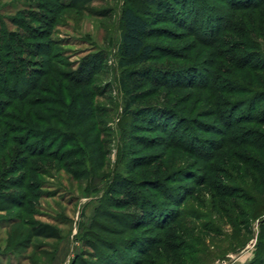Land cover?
Returning a JSON list of instances; mask_svg holds the SVG:
<instances>
[{"label":"rangeland","instance_id":"1","mask_svg":"<svg viewBox=\"0 0 264 264\" xmlns=\"http://www.w3.org/2000/svg\"><path fill=\"white\" fill-rule=\"evenodd\" d=\"M23 1L0 0V13L25 4L39 22L25 21L51 36L44 54H25V93L0 101V147L11 141L0 173L30 159L27 179L19 168L0 177V191L24 193L0 208V264L97 254L81 239L96 217V236L124 239L126 264H264V71L255 68L264 64V4L242 12L231 0ZM130 4L150 19L154 52L129 66V111L119 44ZM163 119L181 123L178 145L160 131ZM21 215L35 226L12 224Z\"/></svg>","mask_w":264,"mask_h":264},{"label":"trees","instance_id":"2","mask_svg":"<svg viewBox=\"0 0 264 264\" xmlns=\"http://www.w3.org/2000/svg\"><path fill=\"white\" fill-rule=\"evenodd\" d=\"M21 1L24 2L23 0ZM236 1L239 0H231L230 3L231 7L236 8L237 6L236 10L238 9L241 10L242 12H246L249 10H257L262 4H264V0H242V1L240 0L242 2L241 4H237ZM55 2L62 8H72L75 6L73 4V1L61 2V0H55ZM51 3H53V1L46 0L45 2L39 3V5L30 6V7L45 8L46 6L49 7ZM23 8H25V4L17 9V11L14 13L15 15L8 17H4L0 13V101H2L3 103L13 98L14 96L12 95H14V93L16 98V95L20 87L24 90L25 93L28 80L30 79L33 81V77L31 78L30 77L31 75H29L30 70H32L31 69L32 67H30L29 60L25 57V54H29V55L34 54L35 52L33 50L34 48L37 49L39 48V50L36 52H38L39 54H44L45 52L43 51L46 48L45 44L47 40L49 41V37L51 36V32L43 31V30L39 31L36 27L28 24L29 22L25 21L24 15H27V17H29V20H32V22L33 21L39 22V20L35 18L36 17L35 14L33 13L27 14V11H25V9ZM122 20H123V32L119 44V53H120L119 64L123 70L120 77V84L122 90L129 97V101L126 102V109L130 111V109L136 106L137 95L133 92V87H132V78L135 73L129 66L133 63L144 62L151 59L154 52V47L151 43L147 41V37L152 27H151L150 19L144 13H142L134 5L130 4L125 7L122 15ZM10 25L15 26L17 29H10ZM231 25H233L232 21H231ZM242 34L246 35L247 32H242ZM47 54L50 55V52ZM255 68H257L256 71L258 70L264 71V64H262L261 66L257 65L255 66ZM58 86L60 90L66 91V88L63 84L60 83L58 84ZM163 122L164 123L162 124L160 131L168 134L170 138H172L171 139L172 143L174 145H178L179 141L177 139V133L180 130L181 123L177 122V124L173 125V122L170 119H163ZM171 125H173L172 129H170ZM10 143L11 141H7V142L4 141L3 146L0 147L1 148L0 159H4V161L7 159V157L6 155L3 154L6 153ZM18 143L20 146L23 145L22 141ZM34 152L31 154V156L36 154ZM15 158L16 159H14L15 161L14 164L15 163L19 164L17 167L19 168L17 170V173L23 171L22 176H25V179H27L28 176L26 175V169H27L28 161L30 159L29 160L22 159V163H21L19 162L20 159H17V157ZM15 170L12 171L11 169L8 168V165L5 164L4 173H0V177H2L3 174H6L7 175L6 179L10 180L11 177H9L8 175L9 173H11V171L12 173H14ZM154 188L157 189V187L155 186ZM32 189H34V187ZM35 190L38 189L36 188ZM132 190L129 191L132 192ZM37 194L36 196L35 194L33 196L37 197L38 196ZM19 196L23 197L24 193L20 195L16 192L14 193L13 191H10V189L3 188L0 191V201L4 203L3 204L0 203L2 205L0 206V208H3V210L11 209L12 208L11 206L13 204L12 202H17V200H19L18 199ZM108 206L115 208H123V206L111 204V203H109ZM20 208L22 209V206H20ZM20 217L21 219H19V217L17 219L11 217V219H14L12 221V224H17L19 222H22L25 227L29 225L35 226L36 222L35 224H33V221L30 218H25V216L23 215H21ZM96 220L97 217L96 219H94L91 228L88 231L86 230L84 232L85 235L83 234L81 239L86 243L87 246H90L94 249L101 248L100 250L102 251L99 252L96 251L97 254H93L90 253L89 251H85V253H82L81 256L76 255L75 259L72 261L71 264H79V261H81L83 264H126L124 263L125 261L130 262L129 254L126 255L127 258L125 260L123 257H121L120 261H118V255H119L118 251L120 248H123V240H124L123 238L118 240L112 237L95 235L97 231L93 229L95 228ZM101 227L107 230V228L110 226L106 224H102ZM32 232L33 233L30 234L40 236L39 234H35L34 230H32ZM18 233L21 234L22 236L24 235L26 239L29 238V236H31L23 228ZM29 239L31 241V237ZM9 240L10 241L8 242V245L11 244V238ZM21 242L22 241H20L19 245H17L18 247L24 246L23 244H21ZM101 245L103 247H101ZM105 248L110 249V252L105 251L106 250ZM120 254L125 256L123 253ZM86 256H89V258L91 259L90 262L89 261L87 262V260L85 261ZM110 259H113V261H110ZM135 260L137 261V258H135Z\"/></svg>","mask_w":264,"mask_h":264}]
</instances>
